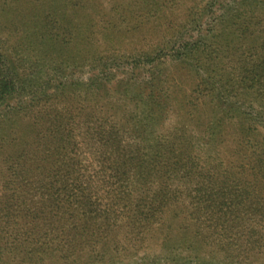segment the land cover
I'll return each mask as SVG.
<instances>
[{"label":"trees","instance_id":"obj_1","mask_svg":"<svg viewBox=\"0 0 264 264\" xmlns=\"http://www.w3.org/2000/svg\"><path fill=\"white\" fill-rule=\"evenodd\" d=\"M14 1L17 2L12 14L18 12L17 5L22 2ZM236 1L221 4L219 0H210L204 11L190 20L192 31L204 23L208 25L198 36L193 37L192 31L184 32L186 24H180L178 30L166 29L161 21H156L149 33L158 34V39L149 43L146 50H134V54L120 58L126 59L122 65L129 66L130 74L126 83L121 80L119 90H132L134 94L130 99L134 106L137 110L143 107L141 118L131 114L135 120L130 130L134 141L132 149L123 150L124 142H128L127 134L122 132L120 136L116 126H111L115 124L107 118L98 128L88 126L86 140L98 145L94 156L102 171L100 180L109 185L106 187L108 196L114 201L120 200V205L127 206L123 202L132 201L128 206H138L137 210L127 212V218H119L121 224L124 220L130 223L132 217L142 213L144 222H135L131 228H138V235L160 230L165 235L163 247L166 245L167 250H179L174 247H179L178 242L182 243L195 227V240L189 247L194 249L196 243L201 247L212 245L221 257L209 254L215 264H264V48L260 54H253L256 59L247 61L240 58L239 45H231V40H239L242 46L247 39L250 15L237 9V16H218L215 7L227 12L234 9L232 5ZM149 2L150 13H153L155 0ZM32 11V14H20L29 30L24 49H19L38 50L42 52L41 57H52L58 66L43 79L38 76L39 70L40 74L44 73L40 64L36 67L38 71L28 73L24 64L14 58L18 49L9 53L0 44V139H11L16 131L14 124L19 122L16 120L29 118L31 112L46 104L50 108L46 114L54 133L51 135L54 150L60 153L55 143L59 142L58 137L66 146H73L70 153H66L69 162L65 160L56 166L50 178L52 184L42 182L45 193L49 191L45 195L46 204L82 206L88 202V206H100L102 198L86 190L87 182L80 175V168L85 164L80 157L72 155L78 146L72 130L78 111L75 97L87 103L92 93L97 96L111 93L112 71L118 65L116 51L100 48L92 53L85 39L71 30H57L55 13L38 17L40 11L36 8ZM210 34L211 39H206L205 35ZM125 38L121 35L119 41ZM86 40L88 43V37ZM81 50L83 58H91L90 69L98 73L86 80H71L64 75L72 66L66 61V55ZM172 113L179 126L164 134L161 129ZM40 122L47 124L43 118ZM12 160L13 157L4 160L10 170L8 164ZM106 162H110L109 166ZM90 163L94 166V162ZM5 176L0 175V182L5 181ZM10 177L15 179L3 186L0 206L10 209L12 216L18 209L13 210L10 204L16 196V188L10 187L19 181L17 173ZM153 177L159 181L153 197L145 196L146 191L134 194V189L140 185L145 187ZM170 183L175 189L170 190ZM177 183L183 192L177 189ZM185 197L191 200L192 206L183 207L190 212L192 224L174 226L168 221L161 222L166 214L173 215V206L184 204ZM112 214L117 215V210L108 206L101 214L97 212L107 219H111ZM173 217L178 218V215ZM115 227L114 222L107 221L87 225L85 230L115 233L125 226ZM175 234H180V240H175Z\"/></svg>","mask_w":264,"mask_h":264},{"label":"rangeland","instance_id":"obj_2","mask_svg":"<svg viewBox=\"0 0 264 264\" xmlns=\"http://www.w3.org/2000/svg\"><path fill=\"white\" fill-rule=\"evenodd\" d=\"M27 1L29 0H22L17 5L18 12L12 14L11 10L15 11L13 8L17 1L0 0V44L9 53L18 49L17 56L14 58L24 64V70L28 73L38 71L36 67L40 64L44 73L40 74L39 70L38 76H43V79H46V74H50L58 66V62L52 60V57H41L39 54L42 52H38V50L36 52L28 49L21 50L24 49L27 42L29 26L24 24L20 14H32L33 8L40 11L38 17L48 15L50 12L55 13L57 30H71L75 35L85 39L88 51L94 53L98 49L100 51V48L111 51L113 48L116 51L115 58L118 60V65L113 67L111 93L108 92V95L104 96L92 93L87 97V103L82 102L83 98L75 97L78 109L74 116L76 125L73 123L74 129L70 128L76 135L75 143L78 145L72 155L80 157L81 163L85 164V167L80 168V175L87 182L86 190L94 194L98 193L102 198L100 206H88V202L82 206L81 204L75 206L46 204L47 197L45 195L49 191L45 193L42 189V182L52 184L50 178L56 170V166L59 167L67 159V155L73 148V146L63 144L58 137L59 142L55 143L59 145L60 153L58 154L54 150L51 138L54 133L49 125V114H46L47 109L50 108L46 104H42L39 109L31 112L29 118L26 116L18 118L16 121L19 122L14 124L16 131L11 139L7 138L6 141L0 139V175H7L4 177L5 181L0 182V202L3 201L1 199L3 186L15 179L10 176L17 173L19 181V184L10 187L16 188L14 191L16 196L10 204L13 210L18 209L17 212L11 216L8 212L10 209L7 210L6 207L0 206V264H215L209 254L213 253V256L218 259L221 257L212 245L201 247L196 243L194 249L189 247L190 243L195 240V227H192L193 230L182 243L178 242L179 247H174L179 250H167L166 245L163 247L165 235L160 230L138 235V228H131V224L135 222H144L142 213L137 211V217H132L130 223L126 224L124 220L121 224L119 218L120 220L127 218V212L131 213L132 210H137L138 206H128L132 201H124L123 203L127 206L120 205L118 203L121 202L120 200L115 199L117 201H114V198L108 196L106 187L109 185L100 180L102 171L94 156L98 153V145L86 140L89 133L88 126L98 128L102 120L107 118L111 124H115L111 126H116L120 136L122 132L127 134L128 142H124L126 148L123 150L130 151L132 149L134 141L131 139L130 130L132 125L134 126L135 120L131 114H135L134 116L137 114L141 118L143 107L137 110L134 106L130 99L134 94L132 90L127 92L119 90L121 80L122 83H126L125 79L130 74L129 66L122 65L126 59L120 58L134 54V50H146L145 47L149 43L158 39V34L149 33L156 21H161L163 28L166 29L178 30L180 24H186L184 32L192 31L193 25L190 24V20H193V17L197 18L198 13L201 14L204 11L210 0H155L153 13H150V0ZM229 1L232 2V0H219L221 4L229 3ZM232 7L234 9L221 12L217 6L215 15L223 14L228 17L234 14L237 16V9L241 13L245 11H247L245 14L249 13L250 20H247V24H251V27L247 39L244 40L242 46H240L239 40H231V45H239L237 47L241 48V59L252 61L257 58L256 56L253 58V54H260L264 48V0H237ZM8 8H10L9 11ZM23 9L24 12H22ZM209 17L211 18V15ZM244 21L246 18L243 16L242 22ZM83 22L87 24V27ZM207 26L204 23L197 30L192 31L193 37L198 36ZM121 35L126 38L120 42ZM205 36L206 39H211L213 35ZM83 50L69 52L66 55V61L72 66L69 65L70 68L64 75L71 80H86L91 74L98 73L97 70L93 71L89 67L91 58L82 57L85 56ZM85 60L88 62H84ZM227 62L228 60L224 65ZM229 66L231 65L229 64ZM82 94L84 95V91ZM255 106L257 107V104ZM42 118L47 121V124H43V121L40 122ZM87 122L88 124H86ZM175 126H179V122L177 123V118L172 113L165 122L164 129L161 130L166 134ZM260 132L263 131L260 130ZM141 150L146 152L144 149ZM198 154H202L199 149ZM19 155L21 156L18 157ZM9 157H13V160L8 164L12 170L4 163V160ZM52 161L55 164L49 165L48 162ZM65 162H69V159ZM90 162H94V166ZM109 164L110 162H106L107 166ZM58 186L57 188H59ZM158 187L159 181L153 177L150 179V183H145V187L140 185L134 189V194L141 195L146 191L145 196L153 197L154 191ZM169 188L170 190L175 189L172 183L169 184ZM183 188L187 190L188 187L184 186ZM177 189L183 192L178 183ZM106 206L114 207L117 210V215L112 214L111 219H107V216L97 215V212L101 214ZM183 206H192L191 200L185 197L183 205L173 206L171 211L173 215H178V218L166 214L161 222L168 221L174 226L176 224L185 226L192 224V216L190 212H186ZM5 209L7 211L1 212ZM107 221L110 224L114 222L115 228L119 225L125 227L116 229L115 233L85 230L87 225L105 224ZM174 238L178 241L181 236L175 234ZM32 239L35 240L33 245Z\"/></svg>","mask_w":264,"mask_h":264}]
</instances>
